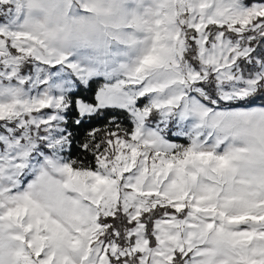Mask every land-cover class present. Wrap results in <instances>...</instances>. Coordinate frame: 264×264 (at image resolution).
Returning a JSON list of instances; mask_svg holds the SVG:
<instances>
[{"label": "snow or ice", "instance_id": "6c2138e0", "mask_svg": "<svg viewBox=\"0 0 264 264\" xmlns=\"http://www.w3.org/2000/svg\"><path fill=\"white\" fill-rule=\"evenodd\" d=\"M0 264H264V0H0Z\"/></svg>", "mask_w": 264, "mask_h": 264}, {"label": "trees", "instance_id": "16d2710c", "mask_svg": "<svg viewBox=\"0 0 264 264\" xmlns=\"http://www.w3.org/2000/svg\"><path fill=\"white\" fill-rule=\"evenodd\" d=\"M126 123H127V122H126ZM73 154H74L75 156H81V155H82L78 149H75Z\"/></svg>", "mask_w": 264, "mask_h": 264}]
</instances>
